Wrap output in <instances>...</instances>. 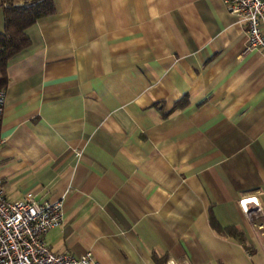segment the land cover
I'll return each mask as SVG.
<instances>
[{"label":"crops","instance_id":"1","mask_svg":"<svg viewBox=\"0 0 264 264\" xmlns=\"http://www.w3.org/2000/svg\"><path fill=\"white\" fill-rule=\"evenodd\" d=\"M52 5L6 62L0 117L6 196L61 198L50 250L264 264V54L246 21L222 0Z\"/></svg>","mask_w":264,"mask_h":264},{"label":"built area","instance_id":"2","mask_svg":"<svg viewBox=\"0 0 264 264\" xmlns=\"http://www.w3.org/2000/svg\"><path fill=\"white\" fill-rule=\"evenodd\" d=\"M222 2L228 12L246 21L247 47L258 48L264 54V0ZM3 101L4 91L0 88V117ZM238 203L250 216L260 210L254 193L241 195ZM61 206V198L39 200L31 191L9 199L0 182V264H99L90 250L75 255L52 251L46 244V231L61 221ZM262 246L264 249V242ZM167 264L178 263L168 259Z\"/></svg>","mask_w":264,"mask_h":264},{"label":"trees","instance_id":"3","mask_svg":"<svg viewBox=\"0 0 264 264\" xmlns=\"http://www.w3.org/2000/svg\"><path fill=\"white\" fill-rule=\"evenodd\" d=\"M3 1L4 27L0 32V88L6 82L5 66L7 60L30 43L25 28L40 16L53 10L52 0H31L24 4L12 0ZM186 96L175 102L176 107L186 104Z\"/></svg>","mask_w":264,"mask_h":264},{"label":"rangeland","instance_id":"4","mask_svg":"<svg viewBox=\"0 0 264 264\" xmlns=\"http://www.w3.org/2000/svg\"><path fill=\"white\" fill-rule=\"evenodd\" d=\"M25 3H27V2H25ZM17 4H21V3H17ZM22 4H24V3H22Z\"/></svg>","mask_w":264,"mask_h":264}]
</instances>
